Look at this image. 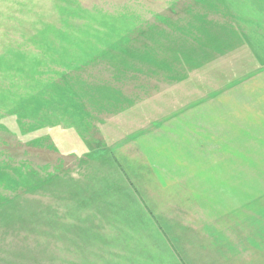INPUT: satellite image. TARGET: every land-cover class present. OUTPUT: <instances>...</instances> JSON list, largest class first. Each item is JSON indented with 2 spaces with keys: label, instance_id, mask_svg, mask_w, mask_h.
<instances>
[{
  "label": "rangeland",
  "instance_id": "rangeland-1",
  "mask_svg": "<svg viewBox=\"0 0 264 264\" xmlns=\"http://www.w3.org/2000/svg\"><path fill=\"white\" fill-rule=\"evenodd\" d=\"M237 2L0 0V264H43L60 235L69 255L106 224L98 216L113 208L111 191H127L109 150L155 192L167 174L142 169L138 138L170 165L154 156L155 137L169 138L165 115L201 91L187 78L202 80L245 46L252 17L241 9L238 22ZM97 149L96 162L84 157Z\"/></svg>",
  "mask_w": 264,
  "mask_h": 264
},
{
  "label": "crops",
  "instance_id": "crops-1",
  "mask_svg": "<svg viewBox=\"0 0 264 264\" xmlns=\"http://www.w3.org/2000/svg\"><path fill=\"white\" fill-rule=\"evenodd\" d=\"M242 3L238 22L245 23L241 9L252 17L251 32L240 37L245 46L202 80L187 78L189 89L201 91L182 103L185 110L165 115L171 136L155 137L161 151L154 156L163 153L170 165L152 160L147 140H139L142 169L156 176L163 166L168 176L144 193L120 153L109 150L127 191H111L113 208L98 216L106 224L93 225L85 243L72 242L69 255L61 235L58 246L45 245L43 264H264V0ZM104 152L84 157L96 162Z\"/></svg>",
  "mask_w": 264,
  "mask_h": 264
},
{
  "label": "trees",
  "instance_id": "trees-1",
  "mask_svg": "<svg viewBox=\"0 0 264 264\" xmlns=\"http://www.w3.org/2000/svg\"><path fill=\"white\" fill-rule=\"evenodd\" d=\"M227 31H229V33L231 34V30H227ZM233 32H234V31H233ZM234 33H235V32H234ZM40 127H41V126H38L39 129H41ZM155 127L160 128V127H161V124H157V125H155ZM39 129H38V130H39ZM141 137H142V136H140L138 139L140 140ZM33 142H35V141L33 140V141H32V144H33ZM36 142H37V143H41V142L39 141V139L36 140ZM113 158H114V161L116 162V164L118 165V167H119L120 169H122V168H121V165L118 163V161L116 160L115 156H113ZM54 177H55V176H54Z\"/></svg>",
  "mask_w": 264,
  "mask_h": 264
}]
</instances>
